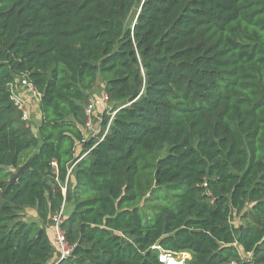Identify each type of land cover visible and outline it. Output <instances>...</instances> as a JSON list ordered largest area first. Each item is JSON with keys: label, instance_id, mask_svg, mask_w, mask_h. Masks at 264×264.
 <instances>
[{"label": "trees", "instance_id": "obj_1", "mask_svg": "<svg viewBox=\"0 0 264 264\" xmlns=\"http://www.w3.org/2000/svg\"><path fill=\"white\" fill-rule=\"evenodd\" d=\"M19 79L40 95L36 134ZM98 79L112 109L86 135ZM8 169L0 264H49L64 204L59 264H264V0H0Z\"/></svg>", "mask_w": 264, "mask_h": 264}, {"label": "built area", "instance_id": "obj_2", "mask_svg": "<svg viewBox=\"0 0 264 264\" xmlns=\"http://www.w3.org/2000/svg\"><path fill=\"white\" fill-rule=\"evenodd\" d=\"M8 88L10 90L12 100L19 110H22V108L24 107L23 97H25L27 94L31 95L32 97L40 98V95L24 79L19 84L16 82H14L13 84H9ZM108 105L109 103L107 101L106 93H103L100 97L90 98L84 110L85 115L87 117L86 130L90 131L93 122V117L95 116L96 111L98 109L106 108ZM63 220L64 217H63V205H62L59 213L51 217V223H50V227L52 231V245L57 254V258H56L57 260L53 264H58L59 262H62V260L67 258L71 252L70 247L67 245L65 241L64 233L60 227ZM167 261L170 264H178L177 262L173 261V259H167Z\"/></svg>", "mask_w": 264, "mask_h": 264}, {"label": "rangeland", "instance_id": "obj_3", "mask_svg": "<svg viewBox=\"0 0 264 264\" xmlns=\"http://www.w3.org/2000/svg\"><path fill=\"white\" fill-rule=\"evenodd\" d=\"M23 79H19L16 81V83H21ZM103 92V85L101 81L98 79L95 81L93 84V89L91 91V96L92 97H100L101 93ZM24 98V107L22 108V118L24 121H26L28 127L31 129V131L36 134L37 129L36 127V120L38 117V105H39V98L32 97L31 95L27 94ZM105 109V110H104ZM112 109V104H109L106 108L101 109L100 111L97 112V117L95 118L92 127L90 128L91 130H86L85 132L88 135L93 134L94 132L97 133L100 129V124L102 119L108 114V112ZM90 132V133H89ZM94 133V134H95ZM32 149L27 150L24 152L19 160V167H21L24 163L27 162V159L29 156L33 154ZM15 173L14 170L8 169L5 174L0 176V181H8L11 177V175ZM33 217V214L29 212V214L23 215V220L30 221L31 218ZM235 226L238 225L239 219L236 217L234 220L231 222ZM190 257L187 254H182V255H176V256H170L169 258L166 259H173V261L177 262L178 264H185V261L188 260ZM166 264L168 261H164Z\"/></svg>", "mask_w": 264, "mask_h": 264}, {"label": "crops", "instance_id": "obj_4", "mask_svg": "<svg viewBox=\"0 0 264 264\" xmlns=\"http://www.w3.org/2000/svg\"><path fill=\"white\" fill-rule=\"evenodd\" d=\"M39 122H40V112H39V105H38V117H37V120H36V127H35L36 129L38 127ZM86 135H88V134L86 133ZM72 209H73V205L72 204H64V206H63V217L64 218L65 217H68L70 215V213L72 212ZM29 212H31L33 214V217L31 218L30 221H27L26 219L24 221H26V222H32V221H34L37 224H39V221L37 219V214H36V212L34 210H32V209H26L24 211V215L25 214H29ZM45 231H46V234H47V237H48L50 243L52 244V231H51L50 224H48V225L45 226ZM54 253H55V257H53L52 260H50L49 264H53L57 260L56 259L57 258V254L55 252V249H54Z\"/></svg>", "mask_w": 264, "mask_h": 264}, {"label": "water", "instance_id": "obj_5", "mask_svg": "<svg viewBox=\"0 0 264 264\" xmlns=\"http://www.w3.org/2000/svg\"><path fill=\"white\" fill-rule=\"evenodd\" d=\"M28 161L26 163H24L21 167H19V169L16 171L14 177L12 178V181H11V184H14L15 180L20 176V174L25 171L27 168H28ZM167 261V259L165 257H162L161 258V261L164 262V261ZM60 263V262H59ZM58 263V264H59ZM165 263V262H164ZM167 264H170L167 262Z\"/></svg>", "mask_w": 264, "mask_h": 264}]
</instances>
